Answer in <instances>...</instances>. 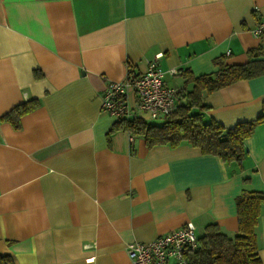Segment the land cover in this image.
I'll return each instance as SVG.
<instances>
[{"label": "crops", "instance_id": "0c3cea01", "mask_svg": "<svg viewBox=\"0 0 264 264\" xmlns=\"http://www.w3.org/2000/svg\"><path fill=\"white\" fill-rule=\"evenodd\" d=\"M262 16L264 0H0V254L13 264H130L128 243L188 223L198 236L216 224L234 237L235 197L264 193V74L202 96L204 122L262 118L240 165L110 131L118 120L101 102L110 83L155 59L177 91L184 72L212 74L216 60L243 64L252 50L264 60V33L252 32ZM31 99L15 127L5 115ZM126 102L135 106L133 91ZM256 236L264 264V204Z\"/></svg>", "mask_w": 264, "mask_h": 264}, {"label": "trees", "instance_id": "16d2710c", "mask_svg": "<svg viewBox=\"0 0 264 264\" xmlns=\"http://www.w3.org/2000/svg\"><path fill=\"white\" fill-rule=\"evenodd\" d=\"M258 50L249 51V60L243 64L214 63L218 71L195 77L185 73V87L177 92L178 104L174 113L159 124L146 123L139 117L119 119L110 129L127 131L131 136H141L147 147L168 145L175 147L181 143L197 147L204 155L218 157L225 164L240 165L246 154L244 141L250 137L255 121L239 122L224 128L215 121L204 122L202 111L207 107L202 103L203 94L211 93L232 85L240 80H248L264 74V60L252 59ZM36 101L31 99L14 107L5 118L17 127L19 118L34 109ZM196 110V111H195ZM264 204V193L241 190L235 197L237 233L225 236L216 224H208L198 236V246L186 254L188 264H260L256 227ZM0 264H13L7 255L0 254Z\"/></svg>", "mask_w": 264, "mask_h": 264}, {"label": "built area", "instance_id": "2783aa9c", "mask_svg": "<svg viewBox=\"0 0 264 264\" xmlns=\"http://www.w3.org/2000/svg\"><path fill=\"white\" fill-rule=\"evenodd\" d=\"M254 35L264 33V16L253 29ZM177 75L176 69L166 71ZM163 72L156 59L142 73L128 70L121 81L110 83L104 90L102 110L116 120L146 115L149 119L168 117L176 110L177 89L164 85ZM136 96V103L129 108L126 102L128 91ZM198 246V235L194 225L188 223L167 235L158 236L147 242H130L126 253L130 264H188L186 254Z\"/></svg>", "mask_w": 264, "mask_h": 264}, {"label": "rangeland", "instance_id": "374dc122", "mask_svg": "<svg viewBox=\"0 0 264 264\" xmlns=\"http://www.w3.org/2000/svg\"><path fill=\"white\" fill-rule=\"evenodd\" d=\"M161 120H162V118H158V121H160V122H161Z\"/></svg>", "mask_w": 264, "mask_h": 264}]
</instances>
